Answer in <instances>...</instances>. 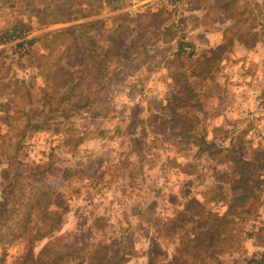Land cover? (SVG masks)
Masks as SVG:
<instances>
[{
	"label": "rangeland",
	"instance_id": "1",
	"mask_svg": "<svg viewBox=\"0 0 264 264\" xmlns=\"http://www.w3.org/2000/svg\"><path fill=\"white\" fill-rule=\"evenodd\" d=\"M94 1L89 6L86 0H52L51 4L60 2L78 11L74 14L78 20L45 24L32 10L43 8L51 0H0V32L26 31L34 38V48L26 57L11 63L0 58V103L5 105L0 108V134L4 135L0 199L3 187L13 182L12 170L9 175L4 173L9 163L42 164L51 154L57 167H68L73 175L65 181L47 176L48 184L59 194L51 198L55 202L51 208L60 214V223L51 237L34 244L33 255L59 241L63 248L81 249L86 254L85 262L94 263L98 246L116 247L121 236L127 235L130 257L123 264H151L154 257L161 259L173 253L176 237L165 233L171 224L180 223V214L186 211L184 205L191 198L198 200L207 213L224 211L217 201L208 202L216 186L228 190L232 165L226 161L224 149L234 148L245 159L255 161L254 150L264 153V0H180L176 11L158 0ZM159 9H163L160 20L167 19L162 26L176 31L165 47L170 46V50H161V40L151 46L156 39V30L150 27L153 20L145 18L136 25L126 19L136 28L135 34L142 31L138 41L149 48L154 58L139 70L124 69L129 76L121 86H115L117 90L109 102H102L104 108H110L106 117L93 118L87 110H70L67 116L63 110L55 111L56 106L44 104L42 89L51 91L52 85L44 81L38 69L45 68L43 65L62 49L57 45L52 57L42 56L48 54L45 38L50 33L98 20L99 30L90 34L102 46L106 30H113L120 22L116 20L119 14L135 18ZM146 25L153 31L145 29ZM253 37L257 40L254 46L240 43V38L250 41ZM179 43L186 45V52L194 50L195 56L176 57ZM222 44L225 49L216 54L219 57L210 73L213 79L193 88L195 98L173 102L183 82L174 80L177 72L197 68V56H211ZM173 103L178 107L170 121ZM22 107L24 114L17 119L13 111ZM30 109L41 114L28 119L25 113ZM8 111L11 118L5 123ZM36 124L41 129L36 130ZM73 132L84 133V141L72 149L70 145L63 146V139ZM200 139L221 149L217 159L207 153L198 154L193 142ZM24 190L28 192L29 186ZM18 215L20 209L11 213L2 227L5 232L13 230ZM191 215L194 219L206 217L195 210ZM245 218L237 224L238 231L243 232L240 238H246L240 246L222 254L221 263L245 264L264 252V231H258L264 223V203L255 215ZM193 226L189 222L185 230ZM250 232L252 237L248 238ZM26 245L24 239L0 245V257L4 251L8 253L0 264H11L14 257L23 254Z\"/></svg>",
	"mask_w": 264,
	"mask_h": 264
},
{
	"label": "trees",
	"instance_id": "2",
	"mask_svg": "<svg viewBox=\"0 0 264 264\" xmlns=\"http://www.w3.org/2000/svg\"><path fill=\"white\" fill-rule=\"evenodd\" d=\"M118 1L111 0V2ZM94 2V0H86V4L89 6L93 5ZM51 3H53L52 0L43 8L32 10L39 15L40 22L64 24L78 20V16L74 15L79 13L78 11L75 12L60 2ZM83 3L85 4V2ZM30 5L34 8L33 2H30ZM100 5L101 1H99L98 6ZM162 11L163 9L156 12H144L136 15L135 18H129L128 13L119 14L116 16V20L120 22L113 30H106V44L102 43V46L90 34L92 30H99V27L96 26L98 22L100 23L98 20L73 24L50 33L49 38H45L48 54L42 56L44 58L52 57L53 52L58 49L57 45L62 49L58 50L57 54L46 65H43L46 66L45 68L38 69V74L43 76L44 81L50 82L52 85V87L48 85L51 91L42 89L46 100L44 104L56 106L55 111L63 110L65 115L70 110H87L91 112L93 118L106 117L110 108H104L105 103L102 102H109L112 93L117 90L115 86H121L125 78L129 76L127 72H124V69L139 70V68L148 65L150 59L154 58V54L149 51V48L138 41L137 36L142 31L135 34L136 28L131 27L126 19H129L130 23H136V25H140L145 18H148L150 22L153 20L152 24L147 22L151 24L150 27L156 30V33H153L156 39L151 46L161 40L163 45L161 50L166 52L170 50V46L165 47L174 39L176 31H171L169 26H162V23L167 21V19L160 20ZM84 17L87 16H81V18ZM94 27L95 29H93ZM146 28L149 29L148 25L145 26ZM158 35L163 38L159 39ZM229 42H232V39H229ZM256 42L254 37L250 41L240 38V43L245 47L254 46ZM184 47L186 45L179 43L176 52H174L176 57L181 58L185 55L189 59L195 56L194 50L186 52ZM224 47L223 44L218 46L211 53V56H206L207 54L197 56L198 58L195 60L198 64L197 68L191 71L177 72L174 80L178 82L183 80V82L180 95L176 96L173 102H185L187 97L195 98L197 92H194L193 88L200 85L204 80L213 79L210 73L216 58L219 57L216 54L221 53V50L225 49ZM26 96L29 97L30 93H26ZM97 103L100 104L99 107L95 106ZM4 106V103L1 102L0 108ZM65 106H68L69 109L65 110ZM177 107L178 104L173 103L168 117L170 121L174 120ZM13 112H16L17 119H20L24 114L23 107L17 108ZM29 112L31 113L29 114ZM29 112L25 113L28 119L32 118L33 115L41 114L34 109H30ZM10 113L5 115V123L11 118ZM34 127L36 130L41 129L40 124H36ZM213 129L214 132L218 131L216 128ZM69 136L64 138L65 140L63 139L62 145H70L72 149L84 141L85 134L73 132ZM3 140L4 135L0 134V155L4 153ZM193 143L199 155L207 153L213 160L218 158L216 156L221 150L220 148H216L213 144L204 142L202 139ZM224 150L227 152L224 155L226 161L232 165L230 180L227 185L228 190L225 192L223 186H216L215 191H212V195L208 198V202L215 200L224 206V211L221 214L207 213L198 200L191 198L184 205L186 211L180 214V223L171 224L165 233L167 236L176 237L177 243L173 253L164 254L161 259L154 257L151 264H223L219 261V257L231 250L233 246H240L241 241L246 238H240V234L243 232L238 231L237 223L239 220L245 221L246 216L255 215L259 206L264 203L261 200L264 193V175H262L264 173V153L254 150L255 161V159H245L234 148ZM52 157L53 155L50 154L42 164L20 166L17 163L18 166H15V162L9 163L4 171L5 175H9L12 170L14 177L13 182L5 185L1 190L0 245H8L23 239L27 244L23 254L14 257L11 264H123L128 261L130 252L126 246L127 242H130V236L127 235L121 236L116 247L98 246L94 263L85 262L86 254L81 249L63 248L59 241L53 242L37 255H33L34 244L51 237L60 223V214L51 208L52 204L55 205L51 198L53 196L59 197V194L50 187L47 176L59 177L60 180L65 181L72 179L73 175L70 173V168L57 167ZM27 186H29V190L25 192L24 187ZM57 203L61 204L58 201ZM18 209L21 210V215L15 217L13 230L9 229L5 232L4 225L10 220L11 213ZM192 210L206 214V217L194 219V216L191 215ZM189 222L194 223L190 231L185 230ZM3 226L4 228H2ZM178 230L184 231V233L179 234ZM258 231H264V223L258 228ZM250 237H252L251 232L248 233V238ZM7 256L8 253L4 251L0 257V263L5 262ZM245 264H264V252L259 254L257 258L248 259Z\"/></svg>",
	"mask_w": 264,
	"mask_h": 264
},
{
	"label": "built area",
	"instance_id": "3",
	"mask_svg": "<svg viewBox=\"0 0 264 264\" xmlns=\"http://www.w3.org/2000/svg\"><path fill=\"white\" fill-rule=\"evenodd\" d=\"M180 0H158L176 11ZM34 48V38L26 31L0 32V58L11 63L26 57Z\"/></svg>",
	"mask_w": 264,
	"mask_h": 264
},
{
	"label": "crops",
	"instance_id": "4",
	"mask_svg": "<svg viewBox=\"0 0 264 264\" xmlns=\"http://www.w3.org/2000/svg\"><path fill=\"white\" fill-rule=\"evenodd\" d=\"M120 1V0H119ZM103 5H106L105 3H103ZM121 7H118L117 9H120Z\"/></svg>",
	"mask_w": 264,
	"mask_h": 264
}]
</instances>
